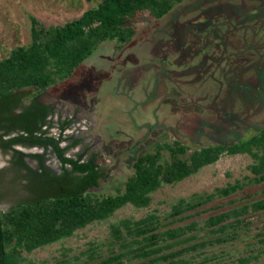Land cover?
I'll return each instance as SVG.
<instances>
[{"label": "trees", "instance_id": "1", "mask_svg": "<svg viewBox=\"0 0 264 264\" xmlns=\"http://www.w3.org/2000/svg\"><path fill=\"white\" fill-rule=\"evenodd\" d=\"M185 1L97 0L79 17L49 26L27 12L30 41L8 45L0 57V130H5L0 133V149L5 153L13 150L12 162L25 172L29 191L25 199L9 209H0V264H264V198L210 215L203 226L201 221L175 225L192 217L193 211L199 214L201 207L216 198L231 197L264 183V128L234 143L192 146L181 139L158 140L151 150L135 158L132 175L112 193L95 190L108 178L95 155L85 161L66 155L69 147L79 143L75 139L67 147L62 146L64 140H73L72 135L64 136L73 118L60 120L59 136L49 132L56 108L41 99L49 87L72 77L104 42H115L117 51H123L142 31L143 18L155 23ZM240 19L249 23L251 35H256L255 43L249 45V50V43L239 44L238 50H228V54L249 53V63L244 66L261 77L264 2ZM234 22L225 21L217 34L233 32ZM201 41L203 46L206 40L203 37ZM230 77L231 71L227 79ZM11 133L12 137L3 138ZM16 145L50 148L61 162L62 171L53 172L43 153H26ZM238 154L252 158L250 174L244 179L213 192L180 197L164 216L152 212L139 219H113L128 205L136 209L150 207L154 194L165 186L198 174L224 156ZM27 156L38 161L39 169L28 164ZM103 222L108 223V237L92 241L82 255L70 257L64 251L63 257L53 262L27 257Z\"/></svg>", "mask_w": 264, "mask_h": 264}, {"label": "rangeland", "instance_id": "2", "mask_svg": "<svg viewBox=\"0 0 264 264\" xmlns=\"http://www.w3.org/2000/svg\"><path fill=\"white\" fill-rule=\"evenodd\" d=\"M96 1L0 0V57L8 45L30 41L28 13L47 26L56 25L79 17ZM263 2L187 0L155 23L143 18L142 31L123 51H117L115 42H104L72 77L43 93L42 100L56 108L50 134L59 136L60 120L73 118L64 135H72L73 140H64L62 146L67 147L75 139L79 143L69 147L66 155L83 161L95 155L107 171L108 178L96 191L112 193L121 189L133 173L135 158L151 150L158 140L181 139L192 146L234 143L264 128V75L260 77L244 66L245 62L249 63V53L228 54V50L231 53L246 43L249 50V45L255 43L256 35H251L249 23H242L240 18L254 12ZM225 21H235L233 32L217 34V28L224 26ZM211 25L214 27L209 32ZM203 37L206 41L201 46ZM230 71L232 77L227 79ZM18 148L23 152L35 149L33 153H43L46 165L53 172L62 171L61 162L50 148ZM12 157L10 152H0L1 210L29 195L25 172L14 167ZM26 159L37 168L36 159ZM251 162L252 158L246 154L224 156L198 174L159 190L150 207L136 209L128 205L118 210L113 219H139L152 212L164 216L180 197L213 192L244 179L250 174ZM261 198H264V183L231 197L216 198L201 207L199 214L193 211L192 217L175 225L201 221L203 226L204 219L210 215ZM107 237L108 223H96L62 243L39 248L27 257L53 262L62 258L64 251L70 257L79 256L92 241Z\"/></svg>", "mask_w": 264, "mask_h": 264}, {"label": "flooded vegetation", "instance_id": "3", "mask_svg": "<svg viewBox=\"0 0 264 264\" xmlns=\"http://www.w3.org/2000/svg\"><path fill=\"white\" fill-rule=\"evenodd\" d=\"M44 93H45V92H44ZM41 99H42V98H41ZM42 101H43V100H42ZM50 118H51V116H50ZM67 130H68V129H67ZM4 131H5L4 129H1V130H0V133H4ZM12 136H13L12 133H11V134H6V135H4L3 138H4V139H8V138H10V137H12ZM16 148L19 149V148H18V145H16ZM28 148H29V149H32V148H41V147L35 146V147H28ZM21 151H22V150H21ZM31 151H32V152H26V153H33V151H35V149H32ZM0 152L4 154L3 149H0ZM9 152H10L11 154H13V150L9 149ZM9 152H8V153H9ZM27 157H29V156H27ZM27 157H26V158H27ZM26 161H27V159H26ZM34 161H35V160H34ZM28 164H29V163H28ZM36 164H37V168L39 169V163H38V161L36 162ZM29 165H30V164H29ZM33 168H34V167H33ZM28 194H29V193H28Z\"/></svg>", "mask_w": 264, "mask_h": 264}]
</instances>
